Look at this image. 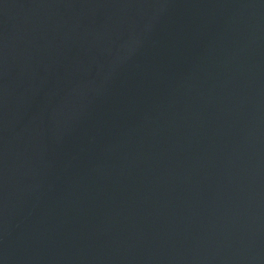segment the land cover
Returning a JSON list of instances; mask_svg holds the SVG:
<instances>
[{
	"label": "water",
	"instance_id": "water-1",
	"mask_svg": "<svg viewBox=\"0 0 264 264\" xmlns=\"http://www.w3.org/2000/svg\"><path fill=\"white\" fill-rule=\"evenodd\" d=\"M0 264H264V0H0Z\"/></svg>",
	"mask_w": 264,
	"mask_h": 264
}]
</instances>
